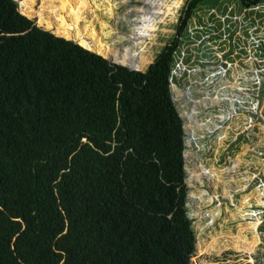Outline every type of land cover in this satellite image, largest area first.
Here are the masks:
<instances>
[{
    "label": "trees",
    "instance_id": "16d2710c",
    "mask_svg": "<svg viewBox=\"0 0 264 264\" xmlns=\"http://www.w3.org/2000/svg\"><path fill=\"white\" fill-rule=\"evenodd\" d=\"M165 2L158 12L172 8ZM263 6L187 0L174 39L142 70L0 0V264H191L197 236L174 52L204 7L206 17L244 12V30L257 34Z\"/></svg>",
    "mask_w": 264,
    "mask_h": 264
},
{
    "label": "rangeland",
    "instance_id": "374dc122",
    "mask_svg": "<svg viewBox=\"0 0 264 264\" xmlns=\"http://www.w3.org/2000/svg\"><path fill=\"white\" fill-rule=\"evenodd\" d=\"M125 1L17 0L37 24L145 70V61L154 60L174 39L187 0H128L116 14ZM164 1L172 8L158 12L159 7L166 9L158 5ZM203 9L196 17H206ZM148 15L151 36H143ZM258 35L264 36V26ZM221 44L228 51L234 47ZM246 45L249 54H236L237 71L228 77L232 84L237 81L227 89L241 99L237 116L232 118L233 106L212 91L201 101L194 100L196 94L187 100L182 89L175 93L185 118L188 207L197 236L191 264H264V58ZM214 113L217 118L210 117Z\"/></svg>",
    "mask_w": 264,
    "mask_h": 264
},
{
    "label": "built area",
    "instance_id": "2783aa9c",
    "mask_svg": "<svg viewBox=\"0 0 264 264\" xmlns=\"http://www.w3.org/2000/svg\"><path fill=\"white\" fill-rule=\"evenodd\" d=\"M211 13H216L217 17H193L189 22L187 26L189 35L174 52L170 84L175 101L177 99L175 93L181 89L187 100H193L192 96L196 94L198 99L194 100L201 101L203 97L211 96V91L213 96H222V101L233 106V109H230L235 111L230 112L233 118L237 116V106L239 107L241 99L236 92L227 91L229 88H234L232 85L237 83L236 81L232 84L228 77L232 71H237L236 54H241L242 50L247 53L246 43L250 44L255 52L254 43L259 42V35L258 32L255 33L256 27L250 26L248 30H244V17L239 16V14H235L234 17H227V13H219L216 9H211L209 14ZM228 18H232L233 22L236 23L233 33L229 30L231 21ZM240 27L243 29H238ZM241 30L243 32H240ZM230 35L233 37L231 38ZM239 37L242 40L240 44L238 43ZM221 42L233 43L234 47L228 51L222 48ZM215 43H219L220 47L215 48ZM221 51L222 54H220ZM131 67L139 69V67ZM177 106L180 110L178 104ZM181 115L184 119L185 128V118L182 112ZM210 117L217 118L215 113L211 114Z\"/></svg>",
    "mask_w": 264,
    "mask_h": 264
},
{
    "label": "crops",
    "instance_id": "0c3cea01",
    "mask_svg": "<svg viewBox=\"0 0 264 264\" xmlns=\"http://www.w3.org/2000/svg\"><path fill=\"white\" fill-rule=\"evenodd\" d=\"M121 2V1H120ZM127 4H128V0L127 1H125V2H123V3H120L117 7V11H115L116 12V14H118L119 12H120V8H124L125 6H127ZM124 13V12H123ZM119 15V14H118ZM95 19V18H94ZM104 24H105V22H104ZM92 27V26H91ZM46 28V27H45ZM143 30V29H142ZM142 33V32H141ZM57 34H59V33H57ZM59 35H62V34H59ZM63 36H66V35H63ZM123 35H119V39L120 38H125V36H123ZM67 37V36H66ZM69 38V37H68ZM71 39H73V38H71ZM75 41H77L76 39H75ZM77 42H79V41H77ZM81 44V43H80ZM84 46V45H83ZM88 48V47H87ZM92 50V49H91ZM93 51H95V50H93ZM97 52V51H96ZM101 54V53H100ZM106 57V56H105ZM107 58H109V57H107ZM109 59H111V60H114V61H117L115 58L114 59H112V58H109ZM147 59V58H146ZM153 61V60H152ZM151 60H149V61H145V63H147V62H149L146 66L148 67V65L152 62Z\"/></svg>",
    "mask_w": 264,
    "mask_h": 264
},
{
    "label": "water",
    "instance_id": "95a60500",
    "mask_svg": "<svg viewBox=\"0 0 264 264\" xmlns=\"http://www.w3.org/2000/svg\"><path fill=\"white\" fill-rule=\"evenodd\" d=\"M112 61H114V60H112ZM114 62H119V61H114ZM119 63L124 64V65H128V64H125V63H122V62H119ZM128 66L131 67L130 65H128ZM131 68H133V67H131Z\"/></svg>",
    "mask_w": 264,
    "mask_h": 264
},
{
    "label": "bare ground",
    "instance_id": "6f19581e",
    "mask_svg": "<svg viewBox=\"0 0 264 264\" xmlns=\"http://www.w3.org/2000/svg\"><path fill=\"white\" fill-rule=\"evenodd\" d=\"M142 9V8H141ZM225 12V11H224Z\"/></svg>",
    "mask_w": 264,
    "mask_h": 264
}]
</instances>
